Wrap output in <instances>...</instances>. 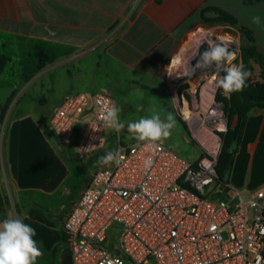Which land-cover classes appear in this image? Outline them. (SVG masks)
Here are the masks:
<instances>
[{
	"label": "built area",
	"instance_id": "1",
	"mask_svg": "<svg viewBox=\"0 0 264 264\" xmlns=\"http://www.w3.org/2000/svg\"><path fill=\"white\" fill-rule=\"evenodd\" d=\"M225 40L239 57L235 36ZM107 101L117 106L108 93L82 92L52 111L50 131L82 162L105 155L110 128L100 112ZM212 101L209 111L220 113L212 125L227 132L223 104ZM117 149H123L120 164L100 165L65 217L72 264H264V188L245 191L220 181L219 152L193 162L164 142L152 150L140 141ZM147 156L150 169L143 167ZM225 190L226 200L212 199ZM114 224L122 226L116 237Z\"/></svg>",
	"mask_w": 264,
	"mask_h": 264
},
{
	"label": "crops",
	"instance_id": "2",
	"mask_svg": "<svg viewBox=\"0 0 264 264\" xmlns=\"http://www.w3.org/2000/svg\"><path fill=\"white\" fill-rule=\"evenodd\" d=\"M212 10L227 12L235 17L240 25L248 28L255 39L254 43L247 40L248 46H254L264 54V0H0L1 54H6L8 49L17 51L23 43L32 45L37 41L59 45L64 51L61 82L53 84L56 88L54 92L48 89L52 97L57 96V100L54 99L48 115L45 113L40 119L33 120L40 132L45 133L43 141L48 144L46 134H50L57 143L53 144V148L66 159L65 162L59 159L52 166L66 177L72 176L71 167L74 166L76 177L77 174L82 176L87 167L93 166L98 159L80 162L73 146L63 144L50 131L49 119L52 111L65 96L82 92H105L110 94L117 104L113 89L122 90L129 87L141 89L158 98L152 82L160 81L164 84V75L171 61L180 53H177L179 46L193 31L202 25L214 26L204 20V16L209 20L215 17ZM254 15L261 16V26L251 23ZM240 36L242 37L241 34ZM4 105L0 104V112ZM176 110L175 104L172 111ZM23 117L27 119V116ZM17 122H23V118ZM3 123L0 120V127ZM254 126H258V129L252 130ZM263 136L264 110L254 109L248 115L230 177L232 180L237 163L244 152H252L258 139ZM27 146L32 151L30 139L21 135L18 126L4 139L0 130V222L7 219L5 197L8 182L17 196L22 198V194L26 195L28 202L31 201L35 209L38 208L36 198L43 196L38 192L43 189L37 188L31 182V172L27 168L31 165L27 162ZM32 160L34 161L33 158ZM90 180L84 186L87 187ZM233 185L243 190L240 183ZM80 196L75 199L73 205ZM60 208L66 209L67 205L60 204L57 210ZM55 212L52 211V214L49 213L50 217L44 219L42 212L35 211L36 216H43L38 219L44 226L38 221L34 223V239L38 241L37 244H44L41 246L45 250L52 240H59L48 234L47 237H40L41 232L51 226L50 223L54 232L59 233L63 239L65 237L63 223L67 215L56 218ZM30 220H27V224L32 226ZM55 224L59 227L56 228Z\"/></svg>",
	"mask_w": 264,
	"mask_h": 264
},
{
	"label": "rangeland",
	"instance_id": "3",
	"mask_svg": "<svg viewBox=\"0 0 264 264\" xmlns=\"http://www.w3.org/2000/svg\"><path fill=\"white\" fill-rule=\"evenodd\" d=\"M206 33H209L212 40L216 42H225V36L227 33L234 35L235 39L238 40L237 47L240 49V52H242L243 47L248 46V39L243 36L241 37L239 32L229 26L202 25L193 31L179 46L177 53H180L175 56L173 61H171L170 66L164 75V84L160 81L152 82L153 85H155L154 91L158 94V98L137 88L127 87L122 88V90L113 89L117 105L121 108L120 119L125 125L130 121L139 119L141 116H151L154 113H158L161 119L164 120L167 115L171 113L175 117L176 126L172 129L171 136L163 142L169 149L175 151L181 157L193 162L208 156L211 152V146H214V148L218 150L220 157L224 145L223 138L220 136L221 132L218 130L220 126H214L207 121L209 109L214 105L213 101L210 105L207 103L205 95L213 93L212 95L215 96V103L220 104L223 102H221V100L218 101V94L220 93L222 96V89H213L208 85L209 80L214 74V69H208L204 74H201L199 71L193 74L187 63L192 57L191 52L193 53L195 51L197 46L196 41L210 39ZM30 47L31 43H23L21 48L17 51L12 52V50L8 49L6 54L0 53V55H4L10 59L3 72L0 74V104H5L0 112V120L1 122H4L3 126L0 127V130L1 137L4 139L5 136H9L15 126H18L21 135L25 136V138H29L31 141L32 151H30L29 146H27V153L31 156H27V162H30L31 165H28L27 168L31 172V182L34 183L33 185H36L37 188L43 189V191L38 190V192L43 195V198L40 196L35 198L37 200V209L42 212L44 217L40 214H37L38 216H36L38 211L35 209L33 203L31 201L28 202L27 196L24 194L21 195L22 198H19L9 182L6 186L5 204L7 218L12 217L22 219L25 223H27L28 219H31L30 223L32 224V227H34L36 221L41 222L38 218L41 219V217H43L44 219H48V217H50L49 213L52 214V211H56V216H54L56 218H58V216L64 217L67 215L75 202V199L81 195L83 190H85L86 185L84 186V184L91 179L93 173L100 165L96 162L93 166H88L87 170L82 173V176L77 174L79 178L74 176V166L71 167L72 176L70 175V177H66L65 174L56 170L52 166L57 160L61 159L65 162L66 159H64L61 154L53 148V144L57 145V143L50 134H46L48 135L46 136L48 137V139L46 138L48 144L43 141L45 133L40 132V130L33 124V120L40 119V116L45 115V113L48 115L49 108L57 97L55 95L52 97L48 92V89H50V92H54L56 88L53 84L61 82L63 56L55 63L48 65L32 80L24 81L22 79V56L24 52L30 49ZM177 59L183 60L181 63H185V70L187 72L184 69L182 70V64H180L181 67L175 65L176 63L174 62H176ZM233 63L237 65L241 64L240 56H235ZM190 65L194 66L195 61L191 60ZM257 72L258 71L255 73ZM202 87L204 92L201 96L200 91ZM11 89H14L12 90L13 93ZM212 97L210 96V98ZM172 99L175 101L177 108L176 111H172L175 108ZM15 104L17 106H15ZM137 105L142 106V111H136ZM225 105H223L221 109L227 120L228 132L230 127L234 128L236 126L238 117L232 113H229L228 117V111H226L227 107H225ZM43 109L45 112H43ZM23 116H27L25 117L27 119H24ZM196 116H199L203 121L202 127L200 128V131L203 133L199 131L197 133L194 131L193 121ZM199 117H197V123L200 122ZM20 118H23V122L21 123L17 122ZM257 129L258 126H254L252 130ZM208 133L215 137L217 142L213 137L208 135ZM222 133L226 132L222 131ZM119 134L120 137L118 138L117 131L114 129L110 128L107 131V145L104 149V154L108 151L117 149L119 144L127 146L131 142L137 141L133 135L127 131V127L119 131ZM199 134L201 139L198 138ZM208 141L210 143H208ZM255 141L256 140L254 139L253 143H255ZM235 148L236 145L231 149L234 150ZM234 175V180L230 178L232 176L231 174L230 177L223 180L225 181L223 183L231 184L236 188L233 184L237 182L242 185L243 190L252 192L264 188V136L261 139H258L256 147L252 152H244L242 158L237 163ZM30 187L34 188L32 185H30ZM29 190L34 191L31 188H29ZM227 196L228 193L225 190L221 195H213L212 199L226 200ZM60 204H66L67 208H60L57 210V208L60 207ZM30 214L36 216V219ZM31 216L33 217L30 218ZM41 225L44 226L42 222ZM50 225L49 228L41 232L40 237H47L46 234H48L49 236L52 235L54 239L59 240H52L46 250L41 246L44 244L39 242L38 245L44 255L38 258L37 264H72L71 250L68 243L59 235V233L57 234L52 230L51 223ZM55 227L58 228L59 226L55 224ZM37 228L38 227L36 226V229ZM121 229L122 226L120 224H114L111 228V234L115 235V237L119 236ZM40 237L39 239H41Z\"/></svg>",
	"mask_w": 264,
	"mask_h": 264
},
{
	"label": "clouds",
	"instance_id": "4",
	"mask_svg": "<svg viewBox=\"0 0 264 264\" xmlns=\"http://www.w3.org/2000/svg\"><path fill=\"white\" fill-rule=\"evenodd\" d=\"M251 23L261 26V16L254 15ZM203 43H207V49L201 53L199 49ZM235 56L236 53L230 51L225 42L204 39L198 43L196 52L187 63L193 74L198 71L204 74L206 70L214 69L215 75L211 77L208 85L213 89H222L223 93L228 96L242 91L249 75L243 64L233 63ZM193 59H196L194 66L190 65ZM220 73L224 75L221 76ZM136 111H142V106L137 105ZM120 112L121 108L111 101L104 102L100 112V120L104 127L112 128L117 132L127 127V131L137 141L144 142L149 150L167 140L176 126L175 117L171 113L164 120L158 113H154L151 116H141L125 125L120 119ZM92 139L95 140L97 137H92ZM122 152L123 149L108 151L105 155L98 157L97 164L106 166L115 163L119 165ZM152 165V157L147 156L143 160V167L150 169ZM35 236L36 230L22 219L10 217L0 222V264H37L38 258L44 253L34 239Z\"/></svg>",
	"mask_w": 264,
	"mask_h": 264
},
{
	"label": "trees",
	"instance_id": "5",
	"mask_svg": "<svg viewBox=\"0 0 264 264\" xmlns=\"http://www.w3.org/2000/svg\"><path fill=\"white\" fill-rule=\"evenodd\" d=\"M212 11L215 13V17L209 20L204 16L206 22L214 25H229L238 30L250 43L255 42L253 33L248 28L240 25L231 14L221 10ZM62 56H64V51L59 45L40 41L33 42L30 49L24 52L22 56V79L24 81L32 80L43 69L55 63ZM240 58L241 64L249 73L245 87L240 92L230 94L229 98H224L220 93L218 94V101L221 100V102H224H222L223 105L226 104L228 117L229 113L238 117V122L234 128L230 127L228 132L220 133L224 145L218 160L217 173L222 182H225L223 180L232 174L248 115L254 109L264 110V54L254 46H245L242 48ZM9 60L8 57L0 55V74L9 63ZM256 71L258 72L255 73ZM235 145L236 148L232 150L231 148ZM64 240H66L65 237Z\"/></svg>",
	"mask_w": 264,
	"mask_h": 264
},
{
	"label": "bare ground",
	"instance_id": "6",
	"mask_svg": "<svg viewBox=\"0 0 264 264\" xmlns=\"http://www.w3.org/2000/svg\"><path fill=\"white\" fill-rule=\"evenodd\" d=\"M206 35L207 36H209V38L212 40V37H211V35L209 34V33H206ZM200 42H202V41H200V40H198V41H196V45H198V43H200ZM207 49V43H203L202 45H201V47H200V49H199V51L202 53L203 51H205ZM196 50H197V46H196V48H195V51L192 53L191 52V54L193 55L195 52H196ZM197 59H198V57H197ZM193 61H195V63H196V59H193ZM181 62H183V60L182 59H177V61L176 62H174V63H176L175 65L177 66V67H181V65L180 64H182ZM186 67V65H185V63L184 64H182V70L184 69H186L185 68ZM186 71V70H185ZM187 72V71H186ZM192 74V73H191ZM211 87V86H210ZM209 91V90H208ZM214 92V91H213ZM209 93V92H208ZM213 94V93H212ZM211 93L210 94H208V95H205L206 97H205V99H206V101H207V103L210 105V103H212V95ZM210 96L212 97V98H210ZM220 113L219 112H217V111H209L208 112V119H207V121L209 122V123H211V124H215V125H218L219 124V122H218V120H216L215 118L219 115ZM197 117H199V116H196V117H194V121H193V127L195 126V127H197L198 125V127H199V132H202V131H200V128L202 127V119L199 117V119H200V122H198L197 123V121H198V118ZM203 133V132H202ZM208 135H210L209 133H208ZM211 136V135H210ZM211 137H213V136H211ZM198 138L199 139H201L200 138V134L198 135ZM204 138V137H203ZM214 139H215V141L217 142V139L215 138V137H213ZM208 143H210L209 141H208ZM210 151L211 152H214V153H217L218 152V150H216L215 148H214V146H211V148H210Z\"/></svg>",
	"mask_w": 264,
	"mask_h": 264
}]
</instances>
